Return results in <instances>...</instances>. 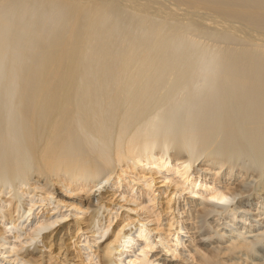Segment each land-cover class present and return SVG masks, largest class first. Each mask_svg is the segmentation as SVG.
<instances>
[{"label": "bare ground", "instance_id": "obj_1", "mask_svg": "<svg viewBox=\"0 0 264 264\" xmlns=\"http://www.w3.org/2000/svg\"><path fill=\"white\" fill-rule=\"evenodd\" d=\"M164 1L0 0V264H264L253 11Z\"/></svg>", "mask_w": 264, "mask_h": 264}, {"label": "rangeland", "instance_id": "obj_2", "mask_svg": "<svg viewBox=\"0 0 264 264\" xmlns=\"http://www.w3.org/2000/svg\"><path fill=\"white\" fill-rule=\"evenodd\" d=\"M122 1H124V0H122ZM219 1H221V2H219ZM247 1V2H246ZM163 2V1H162ZM167 2V1H166ZM166 2L164 1V3L166 4ZM205 2L207 3V5L209 4V6H212L211 8L208 6V8H206V9H204V10H206V11H209V14H211L212 15V17H214L215 16V19L216 18H219L218 16H222V18H223V16L224 17H226L224 20H226V21H230V20H232V21H230L231 22V24H233V25H236V26H239V28H240V26H241V24H243V23H245V21H249L250 19H248L247 20V18H248V16L250 17V14H248V16H247V13L248 12H250V11H253V13L251 14V19H252V21H251V23L249 24V22H247V24H249L250 26H248V29H249V31H250V33L251 32H253V34L257 37V39L256 38H254V35L252 36V37H250V36H248V37H246V38H242L243 40H244V45L247 43V41H248V43H247V45H249V43H250V41H251V44L249 45V46H251V45H256L255 43H258V45L259 44H261V45H263L264 44V0H205ZM213 2V3H212ZM171 3H173V5H174V3L175 4H178V5H180L179 3H181V0H168V6H170V4ZM212 3V4H211ZM217 3V4H216ZM221 3V4H220ZM224 3V4H223ZM228 3V4H227ZM166 4V5H167ZM182 4V3H181ZM214 4H216V5H214ZM230 4V5H229ZM233 5V6H232ZM213 6H214V8L216 7L217 8V11H216V8L214 9L213 8ZM230 6V7H229ZM224 8V9H223ZM209 9V10H208ZM210 9H211V13H210ZM223 9V10H222ZM229 9H231V11L229 10ZM226 10V11H225ZM234 10V11H233ZM213 11H215V13L217 14V17H216V14H214L213 13ZM260 11V12H259ZM205 12V11H204ZM220 12H221V14H220ZM203 13V12H202ZM200 13V15H204V17H206L205 16V13ZM208 13V12H207ZM232 13H234V14H232ZM213 14H214V16H213ZM231 14V15H230ZM236 14V15H235ZM254 14V15H253ZM200 15H198L200 18H201V20L200 19H198V18H196V19H198V20H200V21H203L202 20V18H204V17H202V16H200ZM226 15V16H225ZM233 15V16H232ZM238 15H239V17H238ZM209 16V15H208ZM253 16V17H252ZM181 17V16H180ZM197 17V16H196ZM230 17V18H229ZM235 17V19H233ZM209 18V17H208ZM208 18L206 17V19L208 20ZM239 18V19H238ZM205 19V18H204ZM220 19H221V17H220ZM238 19V20H237ZM244 19H246L245 21H243ZM197 21V20H196ZM238 21V22H237ZM241 23H240V22ZM211 22V21H210ZM229 22V23H230ZM237 24H236V23ZM197 24H198V22H196ZM204 24L206 23V21L204 20V22H203ZM201 23H199V25H200ZM204 24H202V26L200 27V26H198V28L201 30V28L203 27V25ZM210 25L208 26V24L206 23V26L207 27H204V28H207L208 29V27H209V29H208V31L209 30H211V31H209V32H211V33H214V28L213 27H211V23H209ZM239 24V25H238ZM244 25V24H243ZM245 25H246V23H245ZM205 26V25H204ZM213 26V25H212ZM197 27V26H196ZM242 27V26H241ZM244 27V26H243ZM250 27H252V28H250ZM194 28H195V26H194ZM224 28H226V27H224ZM224 28H223V30L220 28V32H222V31H225L224 30ZM218 29H219V27L218 26H216V28H215V30H217L218 31ZM198 29H196V32H197V35H199L198 33H204V30H202V32L200 31V30H198ZM192 31V30H191ZM193 31H194V29H193ZM192 31V32H193ZM200 31V32H199ZM213 31V32H212ZM190 33V35L192 34L193 35V33ZM196 32L194 33V36H195V34H196ZM219 32V31H218ZM205 33H207V31H205ZM204 33V34H205ZM216 33V32H215ZM207 35H209L208 33L207 34H205V36H207ZM212 35V34H211ZM210 35V37L208 38V37H205V36H203V35H200V36H198V37H195V39L192 37V36H190V37H192V39H194V40H196V41H198V42H195V43H197V46H199V45H206V44H208L209 46H215V47H217L218 46V44L220 45V46H222V48L223 47H226V45H227V47H232V46H236L235 44H232V41H234V43L236 42L237 43V46L240 44L241 46H243V44H241L242 42H243V40L242 39H240L241 38V36L239 37H237V38H234L233 40H224V41H220V38L219 37H217V38H219V43H216L215 44V42H214V38H216V37H214L213 39L211 38V37H213V36H211ZM251 35V34H250ZM250 37V39H248L247 40V38H249ZM209 40H208V39ZM210 38L213 40V41H211L210 40ZM216 38V39H217ZM252 38V39H251ZM258 38L260 39H263V40H259L258 41ZM216 39H215V41H216ZM222 39V38H221ZM236 39H240L239 40V42L238 41H236ZM247 41H246V40ZM254 39V40H253ZM205 42V43H202L203 41ZM217 41V42H218ZM228 41H230L229 43L230 44H228L227 42ZM242 41V42H241ZM261 41V42H260ZM220 42H222V44L220 43ZM224 42V43H223ZM246 42V43H245ZM253 42H255V43H253ZM202 43V44H201ZM213 43V45H211ZM226 43V44H225ZM239 43V44H238ZM253 43V44H252ZM225 44V45H224ZM232 44V45H231ZM217 45V46H216ZM194 47V46H193ZM219 47V46H218ZM239 47V46H238ZM221 48V47H220ZM191 106H192V104H191ZM210 128H211V126L208 124L207 125V127L205 128V132L206 133H208V131L210 130ZM178 142H180V141H178V140H176L175 142H174V144H172L171 146V149L170 150H173V148H174V146H175V144H179Z\"/></svg>", "mask_w": 264, "mask_h": 264}]
</instances>
